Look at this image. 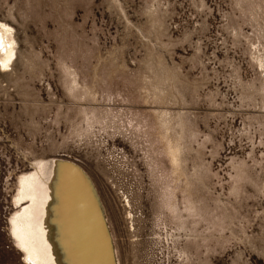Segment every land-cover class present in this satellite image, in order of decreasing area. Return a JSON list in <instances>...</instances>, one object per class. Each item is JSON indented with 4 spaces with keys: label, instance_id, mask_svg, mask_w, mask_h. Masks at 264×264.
Masks as SVG:
<instances>
[{
    "label": "rangeland",
    "instance_id": "1",
    "mask_svg": "<svg viewBox=\"0 0 264 264\" xmlns=\"http://www.w3.org/2000/svg\"><path fill=\"white\" fill-rule=\"evenodd\" d=\"M40 164L105 264H264V0H0V264Z\"/></svg>",
    "mask_w": 264,
    "mask_h": 264
},
{
    "label": "bare ground",
    "instance_id": "2",
    "mask_svg": "<svg viewBox=\"0 0 264 264\" xmlns=\"http://www.w3.org/2000/svg\"><path fill=\"white\" fill-rule=\"evenodd\" d=\"M8 33L2 30L3 41L10 43L3 59L7 64L14 53ZM45 169L40 164L19 179L17 209L10 221L17 244L32 264H105L102 248L93 242L83 191L66 182L57 205L55 183L46 178Z\"/></svg>",
    "mask_w": 264,
    "mask_h": 264
}]
</instances>
